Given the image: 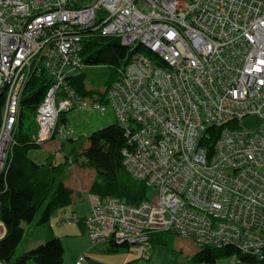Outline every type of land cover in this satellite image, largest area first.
Wrapping results in <instances>:
<instances>
[{
    "label": "built area",
    "instance_id": "built-area-1",
    "mask_svg": "<svg viewBox=\"0 0 264 264\" xmlns=\"http://www.w3.org/2000/svg\"><path fill=\"white\" fill-rule=\"evenodd\" d=\"M88 34L143 48L102 98L67 81L87 65ZM42 73L50 83L34 141L65 139L72 129L59 113L103 114L97 103L106 99L128 140L123 165L156 192L132 204L87 191L91 240L149 257L152 234L168 231L199 248L232 244L264 258V0H0V169L22 92ZM249 115L258 124L240 126Z\"/></svg>",
    "mask_w": 264,
    "mask_h": 264
},
{
    "label": "trees",
    "instance_id": "trees-1",
    "mask_svg": "<svg viewBox=\"0 0 264 264\" xmlns=\"http://www.w3.org/2000/svg\"><path fill=\"white\" fill-rule=\"evenodd\" d=\"M82 46L86 64H103L114 72L113 80L108 86L122 74L131 55L143 50L139 46L133 49L126 47L118 38L97 34L86 35ZM85 79L83 70L67 77L68 84L77 94L94 96L95 91L87 88ZM49 83V77L42 74L32 78L25 86L17 110L14 143L10 146L5 168L0 173V221L4 227L0 238V261L4 264H62L64 248L60 238L55 235H50L36 247L17 256L15 251L24 237L25 223H46L56 209L71 202L73 190L64 183V179L72 162L95 170V178L88 189L90 193L115 196L132 204L149 196L148 184L134 179L123 165V149L129 146L124 129L118 121L91 132L87 136V146L81 144L78 149L71 146L64 160L58 164L52 165L50 161L39 164L29 157L30 150L40 147L34 141L38 129L35 135L32 129L35 127L34 123H37L36 107L43 99ZM3 103L2 94L0 118ZM59 119L65 123L64 113L60 114ZM36 125L38 128V124ZM210 130L215 128H209ZM66 139L70 142L74 140L66 137L61 141ZM70 217L71 215L66 217L67 222H73ZM109 242L111 249L125 246L117 245L111 240ZM231 255L245 264H264V258L246 254L232 244L222 247L206 246L193 257L201 262L213 263L220 257Z\"/></svg>",
    "mask_w": 264,
    "mask_h": 264
},
{
    "label": "crops",
    "instance_id": "crops-1",
    "mask_svg": "<svg viewBox=\"0 0 264 264\" xmlns=\"http://www.w3.org/2000/svg\"><path fill=\"white\" fill-rule=\"evenodd\" d=\"M64 115L66 118V125L73 130L68 137L73 139L81 134H87L88 136L98 128L116 122L113 109H108L104 114L90 109H76ZM36 124L37 123H34L35 127L32 129L34 130V135L37 131ZM63 141L66 142L67 139ZM63 141L59 140L57 137L51 138L40 144V147L30 150L28 155L35 162H45V160H48L52 165L58 164L64 160V156L67 154L68 150L69 144L63 147V145H65ZM84 144V146H87L88 140ZM74 173H79V177H74ZM84 173V176H86L85 183L82 180ZM66 174L67 176L64 179V183L73 190L71 202L63 208L56 209L53 212L50 218L51 222H49L48 227L45 228V233L37 230V233H39L37 242L42 243L48 239L50 235H55L60 238L64 248L62 264H75V261L81 254H85L86 256L84 264H168L177 258L176 252H171L161 245L155 246L153 243L149 252V257H144L140 252H137L130 246L127 247V245L111 249L110 247L112 245L109 241L91 240L86 233L83 218L89 213V204L85 193L88 191L96 173L93 169L77 167V165L72 162L70 166H68ZM72 214H77L79 216V221L67 222L66 217ZM64 220L66 222H64ZM57 222L61 223L57 224ZM32 224L33 223L25 224V226H31ZM33 233H35L34 230ZM191 244L193 243L191 242ZM193 246L195 245L193 244ZM195 247L197 250L194 249L192 251L193 256L198 250H201V248ZM187 262H189V260ZM194 264L245 263L240 262L235 255H231L218 258L213 263L194 262Z\"/></svg>",
    "mask_w": 264,
    "mask_h": 264
},
{
    "label": "rangeland",
    "instance_id": "rangeland-1",
    "mask_svg": "<svg viewBox=\"0 0 264 264\" xmlns=\"http://www.w3.org/2000/svg\"><path fill=\"white\" fill-rule=\"evenodd\" d=\"M98 13L104 17L106 16V13L104 12V10H100ZM83 71L85 72V75H86L85 83H86L87 88L95 91L94 97L102 98L103 95H101V96H98V95H100L107 88L109 82H111L113 80L114 72L112 71V69L106 65H103V64H100V65L87 64L84 66ZM102 102L107 107L105 112H107L108 109H113L111 106V103L106 102V99H104ZM113 111H114V109H113ZM70 112H73V110H71ZM27 114L29 116V113H27ZM114 114H115V112H114ZM115 119H116V116H115ZM258 122H259V118L257 116L249 115L241 121L240 126H242V127H254L258 124ZM109 124H111V123H109ZM109 124H106V125H109ZM85 142H87V134H81V135H77V138H75L72 142L66 141L64 144H65V146L67 144H69L68 145V150H69L71 146H75V148L78 149V147L81 144L83 145ZM93 171L95 172V170H93ZM84 175H85V173L83 174L82 180L85 183L86 176H84ZM74 177H79V173L78 174L74 173ZM155 194H156V192L154 190L149 189V196L153 197V196H155ZM73 215H76L77 216L76 221H79V216L77 214H73ZM52 221H53V219H52ZM49 222H51V219L49 221H47L46 223H42L41 225H37V224L33 223L30 227L26 226L24 237L21 240L18 247L16 248L15 256H17L18 254L22 253L23 251H25L27 249H31V248L39 245L40 242H37V239H39L38 238L39 233H37V230H39V232L42 231L45 233L46 232L45 228L48 227ZM83 224H84V222H83ZM2 230H4L3 226H2ZM33 230L35 233H33ZM151 238H152L151 239L152 243L155 246L161 245V246H164L167 249H169L171 252L177 253V258H175L173 261L169 262L168 264H194V262H201V261H199V259L193 257L192 251L194 249L197 250V248L195 246H193V244H191V242L188 241L186 238L180 237V236L176 235L175 233L168 232V231L155 233L152 235ZM188 260H189V262H187Z\"/></svg>",
    "mask_w": 264,
    "mask_h": 264
},
{
    "label": "bare ground",
    "instance_id": "bare-ground-1",
    "mask_svg": "<svg viewBox=\"0 0 264 264\" xmlns=\"http://www.w3.org/2000/svg\"><path fill=\"white\" fill-rule=\"evenodd\" d=\"M67 10H74V7H63V8H60V9H58L57 11L59 12V13H61V12H65V11H67ZM116 38V37H115ZM126 39H124V41H125ZM120 43L122 44V45H124L123 44V42L122 41H120ZM125 46V45H124ZM27 49V47H24V50H26ZM209 51H211L212 53H215L216 52V50L214 49V46H211V48H210V50ZM83 53V50L81 51V54ZM84 61V60H83ZM85 63V62H84ZM92 65V64H91ZM96 65H100V64H96ZM43 74V73H42ZM41 74V75H42ZM39 105H40V103H39ZM38 105V106H39ZM97 106H106V105H104V103L102 102V101H99L98 103H97ZM36 109H37V111H38V107H36ZM85 109H89V108H85ZM106 109H107V107H106ZM71 110H76L75 108H73V109H70V110H67V111H65V112H63L64 114L65 113H68V112H70ZM90 110H92V109H90ZM94 111H96V112H99V111H97L96 109H93ZM42 116V115H41ZM59 116H60V113L58 114V119H59ZM55 117V116H54ZM57 119V120H58ZM60 120V119H59ZM73 131V130H72ZM59 140H61V139H59ZM39 144H42V143H39ZM5 150L6 149H2L1 151H0V154H2V153H4L5 152ZM8 152H9V150L8 151H6V154L8 155ZM36 163H39V164H46V163H48V160H45V162H36ZM77 167H81V166H79V165H77ZM4 168L5 167H3V168H1L0 169V173L4 170ZM88 201V204H89V210H90V207H91V205H90V202H89V200H87Z\"/></svg>",
    "mask_w": 264,
    "mask_h": 264
}]
</instances>
